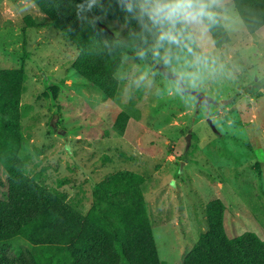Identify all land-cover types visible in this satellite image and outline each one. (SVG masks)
<instances>
[{
    "label": "rangeland",
    "instance_id": "1",
    "mask_svg": "<svg viewBox=\"0 0 264 264\" xmlns=\"http://www.w3.org/2000/svg\"><path fill=\"white\" fill-rule=\"evenodd\" d=\"M205 3L228 42L216 46L203 20L176 24L178 42L164 50L181 53L165 63L129 46L119 21L103 19L123 52L110 98L75 71L78 49L34 1L0 0V69H22L24 76L28 148L19 156L26 172L84 215L98 182L121 170L141 174L165 264H182L195 245H211L215 236L249 230L264 237V27L250 32L233 0ZM159 63L209 101L184 92ZM123 113L129 118L119 131Z\"/></svg>",
    "mask_w": 264,
    "mask_h": 264
},
{
    "label": "trees",
    "instance_id": "2",
    "mask_svg": "<svg viewBox=\"0 0 264 264\" xmlns=\"http://www.w3.org/2000/svg\"><path fill=\"white\" fill-rule=\"evenodd\" d=\"M79 54L73 67L105 96L114 98L123 52L115 35L101 21L124 25L126 43L139 53L164 63L181 53L161 40L173 26L153 25L141 5L150 0H32ZM250 32L264 27V0H233ZM203 18L216 46L228 33L214 10ZM182 26V23H177ZM183 31L189 35L183 27ZM189 48L190 43H186ZM22 69H0V264H165L142 191L144 177L121 170L98 182L87 214L69 206L59 195L29 175L19 153L28 148L21 129ZM123 113L116 127L123 131ZM22 238L25 244L11 246ZM182 264H264V237L246 230L232 238L215 236L206 247L195 245Z\"/></svg>",
    "mask_w": 264,
    "mask_h": 264
},
{
    "label": "clouds",
    "instance_id": "3",
    "mask_svg": "<svg viewBox=\"0 0 264 264\" xmlns=\"http://www.w3.org/2000/svg\"><path fill=\"white\" fill-rule=\"evenodd\" d=\"M141 11L147 14L153 25L163 28L177 23L195 24L208 14L205 0H150L141 5ZM160 39L176 43L170 31L162 32Z\"/></svg>",
    "mask_w": 264,
    "mask_h": 264
},
{
    "label": "water",
    "instance_id": "4",
    "mask_svg": "<svg viewBox=\"0 0 264 264\" xmlns=\"http://www.w3.org/2000/svg\"><path fill=\"white\" fill-rule=\"evenodd\" d=\"M158 69L166 76H169L171 77L172 79L174 80H177L179 85H180V88L186 92V93H191V94H194L198 97H201L202 101H209V98L207 95H205L204 93H202L201 91H197V90H194V89H191L189 87L186 86L185 82H184V78L179 75V74H176V73H173V72H170L165 66L163 63H159L157 65ZM211 125L213 126L212 124V121L211 119L208 120Z\"/></svg>",
    "mask_w": 264,
    "mask_h": 264
}]
</instances>
